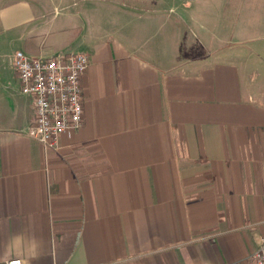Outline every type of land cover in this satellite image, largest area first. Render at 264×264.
Returning <instances> with one entry per match:
<instances>
[{
    "label": "crops",
    "instance_id": "0c3cea01",
    "mask_svg": "<svg viewBox=\"0 0 264 264\" xmlns=\"http://www.w3.org/2000/svg\"><path fill=\"white\" fill-rule=\"evenodd\" d=\"M152 3L0 0V264H236L264 243L247 63L264 61V0ZM17 51L89 55L83 126L57 149L28 135Z\"/></svg>",
    "mask_w": 264,
    "mask_h": 264
},
{
    "label": "built area",
    "instance_id": "2783aa9c",
    "mask_svg": "<svg viewBox=\"0 0 264 264\" xmlns=\"http://www.w3.org/2000/svg\"><path fill=\"white\" fill-rule=\"evenodd\" d=\"M90 65L86 53L52 57L15 53L14 66L23 93L33 97L35 118L28 130L46 149H57L62 134L78 132L84 122L82 79ZM5 264H24L20 258ZM236 264H264V243Z\"/></svg>",
    "mask_w": 264,
    "mask_h": 264
},
{
    "label": "rangeland",
    "instance_id": "374dc122",
    "mask_svg": "<svg viewBox=\"0 0 264 264\" xmlns=\"http://www.w3.org/2000/svg\"><path fill=\"white\" fill-rule=\"evenodd\" d=\"M134 1H136V3L138 2L139 3V0H134ZM154 0H149V3H150V5L151 6H154V3H152ZM128 2H132V0H128ZM173 3V2H172ZM171 2H166L164 5L166 6V7H169L171 4H172ZM135 4V3H134ZM180 7H181V5H180ZM178 13H167V14H165V19H166V22H170V23H173V21H174V18H177L178 16H179V14L177 15ZM182 16V15H181ZM234 34V32L233 31H231L230 33H229V35L231 36H233V34ZM252 32L251 31H249V35L251 34ZM245 57H247L246 59H247V61H248V59H254V57H255V55L254 54H250L249 52H246V56ZM253 60H251L250 62L248 61L247 63H249V64H253V65H255V69H256V73H258V74H260L261 75V78H260V80L264 83V61L263 62H256V63H254V62H252Z\"/></svg>",
    "mask_w": 264,
    "mask_h": 264
}]
</instances>
